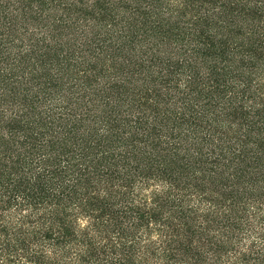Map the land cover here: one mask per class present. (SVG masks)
Here are the masks:
<instances>
[{
  "label": "trees",
  "instance_id": "obj_1",
  "mask_svg": "<svg viewBox=\"0 0 264 264\" xmlns=\"http://www.w3.org/2000/svg\"><path fill=\"white\" fill-rule=\"evenodd\" d=\"M0 264H264V0H0Z\"/></svg>",
  "mask_w": 264,
  "mask_h": 264
}]
</instances>
